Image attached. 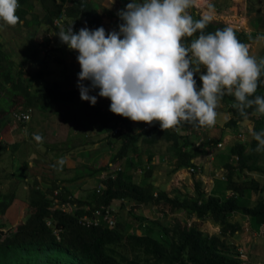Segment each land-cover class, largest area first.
<instances>
[{
    "label": "rangeland",
    "instance_id": "374dc122",
    "mask_svg": "<svg viewBox=\"0 0 264 264\" xmlns=\"http://www.w3.org/2000/svg\"><path fill=\"white\" fill-rule=\"evenodd\" d=\"M93 1L111 11L117 10L122 4L117 0ZM27 5L30 6L31 1ZM32 6L28 9L30 12L27 20H33L34 15L43 18L45 12L39 1L33 0ZM186 12L192 15L194 20L210 15L209 22L224 24L227 28L249 35L251 41L246 44L249 55L257 59L264 57V40L257 39L258 36L264 35V0H193ZM20 21L22 23L18 22L13 26L6 25L0 20V25H3L0 27V43L17 65L15 74L22 69L24 78L31 79L34 76L35 80L36 77L35 88L40 85L52 86L58 82L64 91L79 89L77 85L81 66L76 59L78 53L61 43L57 36L59 33L57 28L46 22L29 25L26 24V20ZM67 21L72 22V19ZM55 23L61 28L62 22ZM104 25L108 32L119 30L115 19L104 18ZM66 27L63 26L64 29H67ZM47 39L50 40L49 44ZM57 58L61 62L57 61ZM194 79L199 91L202 87L199 75H195ZM84 83L86 87H90V82ZM98 93L99 89L89 93L97 97L94 106L88 101H82L79 93L71 102L55 105L45 111L33 107L31 118L26 124L16 121L14 115H7L10 122L0 132V193L10 194L16 189L14 192L16 195L7 211L4 214L0 213V224L4 226L0 229V242L26 221L30 207L29 193L35 181L44 189H51L57 185L65 187L74 196L73 199L89 200L98 189L97 178L79 176L85 174L86 166L94 165L95 168L106 166L111 155L115 154L121 145L119 133L126 130V127L121 125L109 133L105 131L103 120L112 113L109 110L111 101L99 97ZM22 108H14L11 113ZM229 108L225 101L219 100L215 109L217 113L215 124L209 126L210 129L204 128L192 134L188 145L182 146L184 151H193L198 147L197 144H201L200 148L204 144L209 145L193 160L197 166L196 179L191 168L175 170L177 157L172 150L173 145L165 141H159L152 146L143 142L138 143V152L135 155L131 153L128 162L120 161L113 168L123 167V170L133 175L136 184L152 182L172 198L196 199L195 180H199L205 199L214 196L226 200L235 196L239 198L241 205L250 208L264 203V151H255L257 141L253 138L257 127L259 131L264 129V117L262 114L252 115L240 123L238 129L227 128L225 125L232 117ZM157 124H159L157 121L151 126L136 122L134 126L137 132H145ZM37 135L42 139H35ZM110 140L113 145L110 144ZM219 143H223V147H218ZM238 143L245 145V153L250 157L247 166L254 170L240 169L239 156L232 153L233 147ZM26 162L29 167L25 169ZM227 165L235 168L233 181L243 186L244 184L247 187L253 186V189L246 191L242 197L237 196L234 190L229 188L231 171ZM258 167H261V170H258ZM117 173L112 169L110 174L116 177ZM148 173L151 176L148 177ZM106 174L102 173L101 178ZM58 193L54 191L53 195L57 196ZM112 206L116 211V224H119L126 234L149 235L166 243L167 228L176 224L187 228L196 226L206 236L218 235L226 244L234 246L232 255L239 264H264V224L255 231L251 228L250 218L239 212L229 215L228 221L239 225L240 229L234 233L228 231L227 234H223V226L210 214L204 218L189 215L181 210L172 214L163 206L136 205L126 199L116 200ZM71 208L69 204L55 198L51 210L60 209L72 213ZM48 225L51 226L52 221L49 220ZM54 233L57 234L58 231L54 230ZM52 252L53 256L44 253L28 258L17 257L12 264H49L50 261L81 264L69 254Z\"/></svg>",
    "mask_w": 264,
    "mask_h": 264
},
{
    "label": "trees",
    "instance_id": "16d2710c",
    "mask_svg": "<svg viewBox=\"0 0 264 264\" xmlns=\"http://www.w3.org/2000/svg\"><path fill=\"white\" fill-rule=\"evenodd\" d=\"M19 6L16 15L20 20H26V24H42L46 22L50 26L57 28L58 32L61 28L55 23L60 21L61 27L66 25L68 28L73 24V29L80 30L87 27L90 30H95L103 27L106 34L108 33L104 18L115 19L116 24L120 25L122 21L118 16V12L124 10L126 5L131 0H117L122 2L120 7L115 10H106L92 0H65L64 3L58 0H37L42 5L45 12L44 17L34 15L33 20H27L29 8L32 6L33 0H17ZM31 1V5L27 3ZM22 5L23 7H20ZM192 16V15H191ZM72 19V22L67 20ZM193 21L194 18L192 17ZM201 20V18H198ZM227 28L224 24H215L209 21L206 22V28L202 30L205 34L214 33L216 30ZM201 30H198L192 37H184L182 43L190 42L198 37ZM238 41L247 44L251 41V37L245 33L233 30ZM49 39L47 42L49 44ZM61 50V49H60ZM57 61L61 62L57 58ZM15 62L10 54L3 50V45L0 43V132L8 126L10 118L7 115L20 116L28 114L29 110L37 107L42 111L51 109L55 105L61 103H69L74 98H77L80 90L64 91L58 82L52 86L39 87L36 84L34 76L24 78L22 69L18 74H15ZM27 80V81H26ZM264 66L261 67V76L257 81V91L255 95L264 96ZM222 101H225L229 106V111L232 115L226 123L227 128L238 129L240 123L246 119L241 117L238 110L233 107L236 103L234 95H224ZM20 107L21 110L14 108ZM254 109H247L249 113L247 119L252 116ZM264 117V114H262ZM16 121L26 124L28 121L18 119ZM134 121L129 118L120 117L113 113L103 120V127L109 133L119 126L126 127L125 131H121V145L116 149V153L111 155L109 164L103 167L95 168L94 165L84 168L85 174L81 177L97 178L99 186H102L100 193L97 189L93 192L92 198L89 200L73 199L71 192L60 185L54 186L51 189H44L39 186L36 181L33 183L29 193V214L25 222L21 223L15 231L3 241L0 242V264H12L17 257L28 258L35 254L52 255L55 251L57 254L70 255L77 259L81 264H239V261L232 255L234 246L226 244L221 240V237L214 235L206 236L198 227L192 226L187 228L176 224L174 227L167 228L165 235L166 243H162L149 235L126 234L125 230L120 228L119 224L114 228L109 227H87L80 222V218L87 213L86 208L90 206L91 210H95L100 206H111L116 200H131L136 205H152L156 207H166L170 213H175L179 210L185 211L189 215H195L198 218H204L211 215L216 222L223 226V234L228 231L232 233L238 231L240 226L231 224L228 221V216L239 212L250 218L251 228L258 231L264 224V203L261 202L254 208L246 207L240 204L238 197H231L226 200L214 196L205 199L199 180H195L196 199H181L180 197H170L168 193L157 188L152 182L144 184H136L133 175L128 174L129 171H117L115 179L105 177L100 178L102 173L110 174V164L115 165L120 161L128 162L129 156L132 153L135 155L138 152V143L143 142L150 146L157 144L159 141L170 142L177 157L176 171L181 168H196L195 162L201 151H204L207 144L201 148L196 147L193 151H184L183 145H188L192 134L198 133L201 129L209 128L207 125L193 127L187 122L182 121L183 125L180 133L174 129H161L160 124L153 125L148 131L137 132L134 126ZM110 124H113L111 126ZM198 131V132H197ZM256 132H259L257 127ZM181 134V135H179ZM110 144L113 142L110 140ZM210 144V143H209ZM212 144V143H211ZM15 151L16 147H13ZM234 155L239 156L240 169L242 171L248 168L254 170L247 163L250 159L245 153V145L238 143L232 149ZM26 162L24 168H28ZM230 169V184L229 188L234 190L237 196H243L246 191L252 190V187H247L245 184H237L233 181V171L235 168L232 165H227ZM31 170V169H29ZM261 170V167H258ZM196 173V172H195ZM194 173V174H195ZM151 176L148 173V177ZM196 174L194 178L196 179ZM25 176V180H26ZM60 186V187H59ZM10 194L0 193V213L4 214L12 205L16 193L15 190ZM54 191H58V195L54 196ZM59 199L61 202L78 204L80 210L75 213H66L59 210L52 211L54 199ZM71 198V199H70ZM85 209V210H84ZM88 214V213H87ZM116 214V212H115ZM52 221V225H48V221ZM117 220V216H116ZM4 228L0 224V229ZM54 230L58 231L57 234ZM49 264H61L58 262Z\"/></svg>",
    "mask_w": 264,
    "mask_h": 264
},
{
    "label": "clouds",
    "instance_id": "9594fccd",
    "mask_svg": "<svg viewBox=\"0 0 264 264\" xmlns=\"http://www.w3.org/2000/svg\"><path fill=\"white\" fill-rule=\"evenodd\" d=\"M192 3L131 0L118 12L122 21L119 30L107 34L103 27H83L78 32L73 31L74 23L67 29L61 27L59 40L78 53L81 100L94 106L97 97L89 93L99 89V97L110 99L113 114L149 126L157 121L162 130L177 133L182 121L193 127L214 125L215 109L226 94L234 95L233 107L241 117L247 119V109H254L252 115L264 114V96H254L264 57L250 56L248 45L239 42L231 28L205 34L202 30L211 17L194 22L186 12ZM17 8V0H0V20L13 26L22 23ZM198 30L200 34L190 44L182 43L184 37H192ZM257 39L264 40V35ZM195 75L202 82L199 91ZM28 114L31 118L32 111ZM253 138L257 141L255 151H264V129L254 132ZM116 164H110V173L122 169H114ZM109 176L115 179L108 173L102 179ZM101 190L99 186L97 192Z\"/></svg>",
    "mask_w": 264,
    "mask_h": 264
},
{
    "label": "built area",
    "instance_id": "2783aa9c",
    "mask_svg": "<svg viewBox=\"0 0 264 264\" xmlns=\"http://www.w3.org/2000/svg\"><path fill=\"white\" fill-rule=\"evenodd\" d=\"M18 117V119H23L25 121L30 120L29 114H21L20 116H15V118ZM210 140V138H208ZM211 141V140H210ZM209 141V142H210ZM211 144V143H210ZM223 143H219L218 147H223ZM198 147L201 146V144H197ZM192 173H195V168H191ZM71 199V198H70ZM71 208V212H75L78 210V207L76 204L71 205L70 203H67ZM87 212L89 214H85L80 218L81 224L87 226V227H109L113 228L116 225V214H115V208L111 206H100L96 208L95 210H91V208H86Z\"/></svg>",
    "mask_w": 264,
    "mask_h": 264
}]
</instances>
